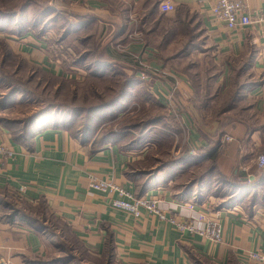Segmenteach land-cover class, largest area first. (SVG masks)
I'll return each mask as SVG.
<instances>
[{
	"label": "crops",
	"instance_id": "0c3cea01",
	"mask_svg": "<svg viewBox=\"0 0 264 264\" xmlns=\"http://www.w3.org/2000/svg\"><path fill=\"white\" fill-rule=\"evenodd\" d=\"M53 1L76 37L109 33L107 57L96 63L119 66L138 88L179 113L188 150L155 173L157 144L150 140L140 150L118 143L95 148L94 138L78 137L54 121L38 123L28 139L19 140L0 121V143L13 151L0 159V264L71 263L59 258L39 219L29 214L27 207L41 205L104 264H264L249 258L264 254V205L250 203L257 191L235 204L224 187L264 170L255 157L264 148V27L229 29L212 14L217 0ZM163 1L176 11L160 12ZM241 1L249 11L264 8V0ZM46 37L26 33L5 40L27 61L59 76L60 57L52 63ZM196 78L207 81L204 95L191 82ZM238 89L234 105L224 107ZM91 177L160 198L166 220L144 209L136 218L112 207L118 194L93 190ZM189 183H195L192 189ZM201 214L219 218L221 243L181 233L169 221Z\"/></svg>",
	"mask_w": 264,
	"mask_h": 264
},
{
	"label": "rangeland",
	"instance_id": "374dc122",
	"mask_svg": "<svg viewBox=\"0 0 264 264\" xmlns=\"http://www.w3.org/2000/svg\"><path fill=\"white\" fill-rule=\"evenodd\" d=\"M55 7L53 0H0V21H3L0 26V116L8 121L21 122L37 112L43 115L53 111L66 112L73 116V131L84 130L91 120L93 130L89 137L95 138L112 131L111 138L124 137L121 138L124 140L121 145H129L128 149L137 148L138 144L134 146L135 143L143 137L149 140V131H153L152 137L161 141L155 150L158 159L154 160V172L166 169L168 164L188 150L184 145L186 133L180 123V114L169 112L143 86L138 88L136 85L129 93L123 91L125 83L134 81L132 76L117 65L108 67L96 63L103 62L107 57L103 45L109 33L104 37V32L92 30L96 33V39L90 34L88 38L85 35L76 37V33L66 35L72 25ZM18 22L25 25L26 30L47 36V53L53 64L56 63L55 58L60 57V63H56V66L62 74L56 76L44 71L27 61L19 50L9 46L11 44L5 39L13 36L8 30L18 29ZM191 82L200 95L207 93L205 79L196 78ZM153 118L158 122L146 127ZM165 131L171 132L167 133L169 136L164 134ZM145 145L142 144L141 149ZM263 150L255 152L256 159ZM149 164H153V160ZM217 181L224 182L218 178ZM226 184V193H232L233 190ZM190 185L192 183L188 187ZM256 194L264 205V188L257 190ZM11 202L15 206L26 207L14 200ZM27 208L29 214L39 217L41 228L62 261L70 260V264H104L88 254L68 227L45 213L43 206Z\"/></svg>",
	"mask_w": 264,
	"mask_h": 264
},
{
	"label": "built area",
	"instance_id": "2783aa9c",
	"mask_svg": "<svg viewBox=\"0 0 264 264\" xmlns=\"http://www.w3.org/2000/svg\"><path fill=\"white\" fill-rule=\"evenodd\" d=\"M158 9L160 12L168 14L174 13L176 6L170 1H163L159 3ZM212 14L217 21L225 23L231 30L243 29L249 26L264 27V8L257 11H249L241 0H217L212 9ZM227 139L229 141L233 140L230 137ZM12 155V149L0 143V159L12 157ZM256 164L258 168H264V150L258 155ZM90 187L95 191L110 195L118 194L117 198H112L110 201L112 207L125 211L136 218L141 217L144 209L160 219L166 220L165 212L161 205L162 201L158 197H137L132 191L127 190L123 186L112 181L100 180L96 177L90 178ZM189 208L193 209L194 206L189 205ZM197 220L193 218L169 219L181 233L189 231L192 234L200 235L210 240L213 244L222 242V227L218 217H205L201 214ZM249 258L264 261V254L250 253Z\"/></svg>",
	"mask_w": 264,
	"mask_h": 264
},
{
	"label": "trees",
	"instance_id": "16d2710c",
	"mask_svg": "<svg viewBox=\"0 0 264 264\" xmlns=\"http://www.w3.org/2000/svg\"><path fill=\"white\" fill-rule=\"evenodd\" d=\"M3 23V21H0V26L1 24ZM17 28L18 29H11V30H8V32L10 34H12V36L14 37L15 35L16 36H22L24 35V33H32L34 35H37V36H44L45 34L43 33H35V31H31V30H26V26L21 24V22H18L17 23ZM69 30L67 31L66 35L68 34H71V33H74L72 31V29H74V26H70V28H68ZM27 31V32H25ZM101 66V64H100ZM133 78V77H132ZM134 81L130 80L129 82L125 83L124 85V90L125 92H131L132 89H134V87L138 84V81L136 79L133 78ZM128 92V93H129ZM240 93V90L238 89L236 91V93L232 96L231 100H229L228 103L225 104L224 107L226 106H233L234 103L236 102L237 98H238V94ZM222 109V108H221ZM72 115L70 114H67L66 112H59V111H53L47 115H43V113H40V112H37L36 114L34 113L32 116L28 117L27 119H25L24 121L22 120L21 122H14V121H8L4 118H2L0 116V121L5 123L6 125H8V127H10L11 129H14L16 131V133H18V139L21 140V139H28L30 137L31 134L34 133L35 131V128L37 127V124L40 123V122H45V121H49L50 123L52 121H54V125H58V124H67V126L69 127V129H71V123L73 122L72 120ZM90 118V117H89ZM94 119V118H93ZM156 118H153L152 121H149L148 124H146V127L149 128V126H153L155 123L158 122L155 121ZM94 122V121H92ZM22 125L23 127L21 129H17L16 127L17 126H20ZM92 130H93V126L91 125V120L89 121V124L86 125L85 129L82 130V129H78V131H73L71 129V131L78 137H83L85 139L87 138H90L88 135H90L92 133ZM112 131H109L105 134H99L97 135L95 138H94V147L95 148H99L105 144H108V143H115V144H122V141H124L123 139L121 138H124L122 136H118L120 141H118L119 139H115L114 137L111 138V133ZM150 132V137H149V142H152V143H155V144H159L160 146V143L161 141L156 139L155 137H152L153 135V131H149ZM167 133H171V132H168V131H165L164 134L166 136H169ZM164 138V137H163ZM167 138V137H166ZM143 139H145L143 141ZM143 139H141L139 142L135 143L134 146H137L138 144V147L135 148V149H128L127 144H123V148L127 149V150H140L141 147H142V144H145L146 143V138L143 137ZM165 139V138H164ZM165 141V140H164ZM144 142V143H142ZM173 162V161H172ZM264 169V168H263ZM157 172V171H156ZM229 187L233 190V192L231 193L232 194V199L230 202L232 203H235V204H239V202L241 201V199H244V194L247 192V193H250L252 191H257L261 188H264V170H262L255 179L253 180H250V179H245L242 181V182H237V183H228ZM195 185V183H192V185H190V187H188L187 189H190L191 187H193ZM137 197H143V196H139V195H136ZM259 198H257V194H254L251 199H250V203H257L259 202ZM43 206L44 208V211L45 213L47 212V209H45L44 205H41ZM17 212V211H15ZM48 213V212H47ZM16 214V213H14ZM31 215V214H30ZM32 216V215H31ZM33 217V220H36V219H39L38 216H32ZM39 226L41 228V221L39 220ZM43 230V228H41ZM43 232H45L43 230Z\"/></svg>",
	"mask_w": 264,
	"mask_h": 264
},
{
	"label": "water",
	"instance_id": "95a60500",
	"mask_svg": "<svg viewBox=\"0 0 264 264\" xmlns=\"http://www.w3.org/2000/svg\"><path fill=\"white\" fill-rule=\"evenodd\" d=\"M252 178H254V177H251V179H250V180H253Z\"/></svg>",
	"mask_w": 264,
	"mask_h": 264
}]
</instances>
